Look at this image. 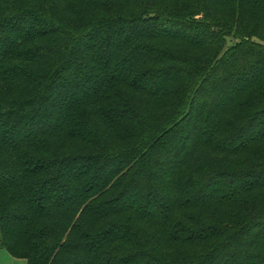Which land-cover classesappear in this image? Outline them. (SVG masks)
<instances>
[{
    "label": "trees",
    "instance_id": "16d2710c",
    "mask_svg": "<svg viewBox=\"0 0 264 264\" xmlns=\"http://www.w3.org/2000/svg\"><path fill=\"white\" fill-rule=\"evenodd\" d=\"M2 249L264 264V0H0Z\"/></svg>",
    "mask_w": 264,
    "mask_h": 264
},
{
    "label": "rangeland",
    "instance_id": "374dc122",
    "mask_svg": "<svg viewBox=\"0 0 264 264\" xmlns=\"http://www.w3.org/2000/svg\"><path fill=\"white\" fill-rule=\"evenodd\" d=\"M0 264H25L23 260L14 258L6 250H0Z\"/></svg>",
    "mask_w": 264,
    "mask_h": 264
}]
</instances>
